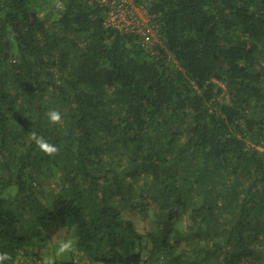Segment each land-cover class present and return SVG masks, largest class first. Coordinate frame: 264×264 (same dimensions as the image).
Returning <instances> with one entry per match:
<instances>
[{
  "label": "trees",
  "instance_id": "1",
  "mask_svg": "<svg viewBox=\"0 0 264 264\" xmlns=\"http://www.w3.org/2000/svg\"><path fill=\"white\" fill-rule=\"evenodd\" d=\"M135 1L0 0L5 264H264V0Z\"/></svg>",
  "mask_w": 264,
  "mask_h": 264
},
{
  "label": "built area",
  "instance_id": "2",
  "mask_svg": "<svg viewBox=\"0 0 264 264\" xmlns=\"http://www.w3.org/2000/svg\"><path fill=\"white\" fill-rule=\"evenodd\" d=\"M101 1L109 8L105 19L107 27L139 34L143 45L151 54H156L154 48L161 44L157 36L158 28L152 22V16L144 5L138 4L135 0Z\"/></svg>",
  "mask_w": 264,
  "mask_h": 264
},
{
  "label": "clouds",
  "instance_id": "3",
  "mask_svg": "<svg viewBox=\"0 0 264 264\" xmlns=\"http://www.w3.org/2000/svg\"><path fill=\"white\" fill-rule=\"evenodd\" d=\"M47 117L52 124H59L62 121V115L58 110H50L47 113ZM30 139L35 142L37 147L48 156H55L59 153V148L50 143L43 136L38 135L36 132H32ZM74 250V244L71 240L62 241L59 244L56 255L62 256L65 253H69ZM12 256L7 252H0V264H5L6 261H11ZM43 264H53L51 258H46Z\"/></svg>",
  "mask_w": 264,
  "mask_h": 264
},
{
  "label": "rangeland",
  "instance_id": "4",
  "mask_svg": "<svg viewBox=\"0 0 264 264\" xmlns=\"http://www.w3.org/2000/svg\"><path fill=\"white\" fill-rule=\"evenodd\" d=\"M61 242H62V240L58 243V246L55 247L56 251H57L59 244ZM60 257L69 263H73L74 261L77 262L80 258H82L80 255L75 254L74 250L69 252V253H65L64 255H62Z\"/></svg>",
  "mask_w": 264,
  "mask_h": 264
}]
</instances>
